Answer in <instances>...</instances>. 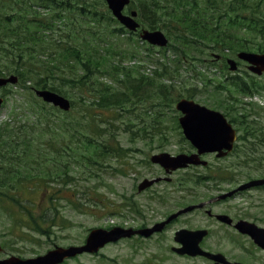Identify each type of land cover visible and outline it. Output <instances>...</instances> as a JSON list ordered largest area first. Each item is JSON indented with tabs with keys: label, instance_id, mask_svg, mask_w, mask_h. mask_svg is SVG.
<instances>
[{
	"label": "rangeland",
	"instance_id": "1",
	"mask_svg": "<svg viewBox=\"0 0 264 264\" xmlns=\"http://www.w3.org/2000/svg\"><path fill=\"white\" fill-rule=\"evenodd\" d=\"M156 1L161 2L160 10H153L155 15L144 10L143 16L144 18L154 16L153 24L170 37V43L165 48L167 50L152 48L139 37L132 35L129 38V35H126L114 38V44L117 50L121 49L127 54L122 55L123 58L114 56L107 58L114 64L121 63L128 67L134 64L133 66L137 67L134 74L149 78L153 76V71L164 70L166 77L162 82L173 87L174 104L163 109L160 105L139 103L131 111L104 112L101 118L96 119L97 130L89 128L97 136H88L85 142L84 138L79 141L76 136L72 144L76 152L71 154V158L66 156L70 153H63L60 165L65 164L69 167V179L51 177V183H48L49 177L42 174L36 176L34 173L29 174L20 170L18 174L11 173L7 186L0 191V244L3 248L0 259L11 256L34 258L55 246L81 245L84 244L89 232L96 228L141 227L145 224L152 226L177 208L211 198L215 193L218 194V191H227L231 184L244 182L248 180L247 178L256 179L264 176L263 145L259 148V154L248 157L238 151L224 159H217L214 154H206L203 157L209 162L206 169L192 167L188 170H179L172 175H167L160 166L151 163L150 158L154 153L168 152L174 155L194 152V148L183 139L177 128L181 114L175 110V106L178 100L183 98L192 99L220 111L229 121H234V127L239 134L243 132V136L251 134L246 131H254L261 127L262 131H255L260 136L251 134L248 141L246 137L242 139L244 141L239 140L237 143L238 147H241L239 150H242V147H245V150H255L258 148L257 142L264 135V89L256 99H250L227 83V80L235 75L247 81L257 76L241 61H238L239 69L235 73L223 68L222 62L217 64L213 62L215 55L236 58L241 50L236 48V45L229 49L215 48L207 43L204 49L200 47L194 51V47L187 46L179 37L189 31L188 29L184 31L178 23L181 13L175 9L176 3L168 5L164 4V0ZM87 2L100 8L106 7L100 0ZM135 4L139 7L138 0H135ZM199 6L204 10V0H199ZM171 8L174 9L172 15ZM69 13L74 14L63 12L62 16L66 17ZM68 21L63 19L61 21L63 23H57L62 30L57 36H63L68 31L70 26H63ZM148 24H151V18ZM242 35L238 34L241 40ZM63 38L67 39L65 35ZM84 40L89 42L88 39H79V43ZM244 44L249 46L248 51L254 52L259 44L264 46L262 39L249 40ZM131 53L135 59H129ZM42 60L55 62L53 58L43 57ZM51 66L47 65L48 69ZM72 70L75 72V67ZM63 72L67 76H73L69 68ZM47 73L49 77L55 76V82L61 83L58 73L55 74L52 70ZM257 78L264 84V76ZM51 80L54 81V78ZM216 85L224 86V90H217ZM65 91L66 94L63 95L79 102L71 112L76 111L77 116L85 119L87 107L81 105L77 85L67 84ZM34 95L33 91L13 85L3 88L0 93L4 99L0 110V127L14 121L27 124L35 111ZM92 95L90 93L89 98ZM231 107L234 109L231 110ZM156 112L162 113V116L155 115ZM55 114L61 115L63 112ZM246 122L248 126L244 127ZM151 124L156 125L149 126ZM83 126L88 127V122ZM157 131L164 134L153 136L152 132ZM87 145L93 147L91 152ZM29 162L33 164V157ZM54 162L50 161V175L58 169ZM159 177L168 178L170 181L163 179L146 191L138 192V185L143 179ZM203 177L213 179L209 182L204 180L199 182ZM28 186L33 188L28 189ZM218 208L219 211L230 210L264 226V190H254L228 204H219ZM133 210L142 214L139 215ZM206 226L208 224L205 222V214L196 212L182 217L165 232L150 239L134 237L122 240L107 245L97 254H83L65 264H198L194 260L179 258L171 250V247L176 246L173 233L182 227L194 229Z\"/></svg>",
	"mask_w": 264,
	"mask_h": 264
},
{
	"label": "trees",
	"instance_id": "2",
	"mask_svg": "<svg viewBox=\"0 0 264 264\" xmlns=\"http://www.w3.org/2000/svg\"><path fill=\"white\" fill-rule=\"evenodd\" d=\"M82 1L0 0V77L16 75L19 78L17 86L29 91L49 89L66 94L67 84L77 85L81 105L87 107V117L82 120L76 111L56 115L55 112L61 111L34 97L35 111L27 124L14 121L1 125L0 191L7 186L11 173L18 174L19 170L28 173L31 157L34 174L49 177L48 183H51V177L69 179V167L60 165L63 153H70L66 156L71 158V154L76 152L72 145L76 136L79 141L84 138V142L88 136H97L89 128L97 130L96 119L101 118L104 112L131 111L139 103H156L166 109L174 103L173 87L162 82L166 77L164 70H156L151 78L138 77L133 67H122L109 61L107 57L126 54L121 49L117 50L114 44V38L124 33L122 27H112L118 24L115 19L104 16L98 10L93 15V21L96 25L106 21L107 28L78 27L79 23L85 24L82 21H85L89 14L87 10L91 7V4ZM159 5L160 1L149 0L148 9L153 11V7ZM186 6L196 10L187 13L183 9L178 23L189 33L179 37H184V44L194 47V51L200 47L204 49L207 43L215 48L229 49L236 45V48L248 51L250 48L244 43L249 40L262 39L264 42V0H206L204 10L197 0H192ZM48 8L52 11L46 14ZM77 11L82 18L79 22ZM63 12L74 14L63 17ZM63 19L69 20L66 24L71 25V29L63 36H57L62 31L57 23H63ZM239 33L243 34L242 40ZM64 35L67 39L63 38ZM79 39H88L89 42L84 40L79 43ZM113 49L116 51L113 52ZM256 51L264 53L263 44H259ZM43 57L53 58L55 62H45ZM47 65L52 66L48 69ZM74 67L75 72L72 70ZM68 68L73 76L63 72ZM49 70L59 74L61 83L55 82V76L47 75ZM101 74L104 76L98 77ZM239 83L234 85L241 93L253 94V86ZM90 93L93 95L89 98ZM77 102L74 99V108ZM155 115L161 117L162 113L156 112ZM87 122L88 127H84ZM87 148L90 152L93 150L92 146L87 145ZM50 161H55L54 166L58 167L52 175Z\"/></svg>",
	"mask_w": 264,
	"mask_h": 264
},
{
	"label": "water",
	"instance_id": "3",
	"mask_svg": "<svg viewBox=\"0 0 264 264\" xmlns=\"http://www.w3.org/2000/svg\"><path fill=\"white\" fill-rule=\"evenodd\" d=\"M106 1L108 2L109 8L112 10L114 16L123 25L132 31L137 30L139 24L132 18L137 16V13L132 12V17L125 16L123 14V10L125 6L130 3V0ZM142 38L149 41L151 44L159 46H166L168 43V40L161 31L150 32L145 30L142 34ZM238 57L250 64L249 69L252 72L259 75L264 72V54L241 52L238 54ZM228 62L231 65V70L237 69L235 61L230 60ZM17 82L18 78L16 76L0 78V87L9 83L15 84ZM35 93L39 98L43 99L44 102L59 107L63 111H69L71 108L70 100L58 93L50 90H36ZM2 102L3 100L0 99V108ZM177 109L184 114V116L180 118V124L184 130V134L186 138L189 139L198 149V153L190 156L178 155L174 157L166 153L158 154L152 157V161L154 163L160 164L168 173H170L173 170L185 168L190 164L207 165V162L202 161L200 158V155L202 154L218 152V157H224L227 155V152H223L224 150H232L233 142L236 140V133L227 123L222 114L209 110L206 107H202L195 102L186 99L181 100L177 104ZM154 182L155 181H145L140 185L139 190H144L154 184ZM256 185H264V179L248 183L240 187V190ZM228 195H232V193ZM197 207H202V205L189 207L184 211L174 214L166 222L158 224L150 229L137 231L133 229H123L121 227H115L111 230L93 229L86 240V244L83 246L69 247L67 249L57 247L54 250L47 252L45 255L29 259H21L19 257L12 256L10 258L0 260V264H61L68 258H72L83 253L98 252L100 248L110 242H116L122 238H130L135 234L150 237L154 232L161 231L167 223L177 218L180 214L192 211ZM237 227L240 231L247 234H263L262 232H264L262 229H258L255 225L246 222H240ZM177 234L178 240L183 244V248L177 250L178 253L188 254L191 256L201 254L211 256L214 259L218 258V255L205 253L198 247L199 241L202 239L204 234H206V231L194 232L183 229ZM194 235L197 237L195 238ZM1 250L2 247L0 245V251Z\"/></svg>",
	"mask_w": 264,
	"mask_h": 264
},
{
	"label": "flooded vegetation",
	"instance_id": "4",
	"mask_svg": "<svg viewBox=\"0 0 264 264\" xmlns=\"http://www.w3.org/2000/svg\"><path fill=\"white\" fill-rule=\"evenodd\" d=\"M100 2L106 4L104 0H100ZM104 12L106 13V10H104ZM262 144H264V142H262ZM260 146L261 145L257 146L258 147L257 150L254 151L255 153L259 154ZM235 151H236V147L234 146L233 153ZM250 152L251 151H249L248 153ZM247 179L248 180L244 182L235 183V185L231 184L228 187L229 190L227 191H222V192L218 191V194L215 193L213 197L205 200H200L196 204H193V205L202 204L204 207L200 209H196L192 213L188 214V215H192L193 213L196 212H203L205 214V222L208 224V226L196 227L194 229L186 228V227L185 228L194 231L201 229L207 230L208 234H206V236L200 241L199 246L202 250L206 251L209 254L219 255L218 258L214 259L213 257L207 255H201L197 257L178 255L179 258L194 260L197 261L198 264H264V234H243L237 229L236 225L240 221H246L249 223L256 224L258 227L263 229L264 226L249 220L247 217H243L241 215H238L237 213H233L230 210L219 211L218 208L219 204H228L232 200L242 197L245 194L250 193L254 190L264 189V186H262L250 190H245L242 192H235L230 197H227L225 199L221 198V196L226 195L228 193H232L236 191L239 187L243 186L244 184L255 180L252 178H247ZM188 205H192V204H188ZM176 210L179 211L180 209L177 208ZM182 217L176 219L174 223H177ZM175 233L176 231L173 233L174 243L176 245L174 247L179 248L181 247V243L178 241L177 239L178 236ZM212 238L214 239L213 241L211 240Z\"/></svg>",
	"mask_w": 264,
	"mask_h": 264
}]
</instances>
